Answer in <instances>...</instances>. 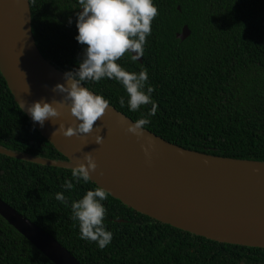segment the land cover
<instances>
[{"label": "trees", "instance_id": "16d2710c", "mask_svg": "<svg viewBox=\"0 0 264 264\" xmlns=\"http://www.w3.org/2000/svg\"><path fill=\"white\" fill-rule=\"evenodd\" d=\"M158 15L143 63L128 55L129 72L147 69L158 111L145 129L180 147L264 162V0H155ZM33 33L42 55L66 73L78 67L84 45L76 39L78 0H30ZM180 8V10H179ZM69 19L72 23L69 24ZM188 26L191 36L177 34ZM90 91L133 121L147 115L127 106L115 80L84 82ZM125 98L124 106L119 98ZM0 147L51 160H66L15 102L0 72ZM71 170L0 154V198L49 233L81 264H264V249L215 242L163 224L111 195L105 223L113 233L100 249L80 238L71 202L98 187L89 181L65 190ZM63 192L65 206L55 199ZM0 264H53L0 216Z\"/></svg>", "mask_w": 264, "mask_h": 264}, {"label": "water", "instance_id": "95a60500", "mask_svg": "<svg viewBox=\"0 0 264 264\" xmlns=\"http://www.w3.org/2000/svg\"><path fill=\"white\" fill-rule=\"evenodd\" d=\"M190 36L188 26L177 34L181 41ZM138 62L143 63V58ZM0 72L20 109L66 160L2 147L0 154L72 170L78 162L86 163L84 157L91 153L97 168L90 173V181L138 213L215 242L264 249V162L189 150L145 128L138 139L127 132L134 121L111 105L90 133L68 137L59 131L60 125L76 127L79 121L70 113L71 102L65 94L53 89L66 84L65 73L37 46L30 0H0ZM38 100L57 106L61 115L41 127L27 113V107ZM98 135L103 137L100 144ZM142 145H150L148 155ZM0 216L53 264H81L1 198Z\"/></svg>", "mask_w": 264, "mask_h": 264}, {"label": "clouds", "instance_id": "9594fccd", "mask_svg": "<svg viewBox=\"0 0 264 264\" xmlns=\"http://www.w3.org/2000/svg\"><path fill=\"white\" fill-rule=\"evenodd\" d=\"M78 3V34L75 39L85 46L83 57L77 68L64 74L66 84H57L53 89L65 94L64 98L71 102L70 113L79 122L76 127L64 128L60 125L59 131L70 137L88 134L93 130L95 122L110 104L102 95L81 85L86 81L99 82L107 78L123 86L128 94L127 106L130 111L137 112L144 105L152 106L146 116L142 114L127 128V132L139 139L144 135L145 125L150 123L149 117L155 116L158 111L157 103L152 98L155 89L148 83L147 69L129 72L118 61L125 55L133 62L143 57L147 38L152 32V22L158 15L155 0H78ZM119 103L124 106L123 96L119 98ZM27 113L41 127L46 120L51 121L61 115L59 108L47 100L33 102L27 107ZM102 141L101 135L96 136L97 144ZM142 147L148 155L150 145ZM84 160L86 163L78 162L71 170L72 180L77 183L81 180L88 183L92 179L90 173L97 168L91 153H87ZM72 180H65L62 187L71 190L74 187ZM108 196L109 191L98 186L88 190L82 198L73 200L70 205L72 219L78 222L80 238L96 242L101 250L113 239V233L105 223L107 209L103 202ZM55 199L68 206L63 192L56 193Z\"/></svg>", "mask_w": 264, "mask_h": 264}]
</instances>
